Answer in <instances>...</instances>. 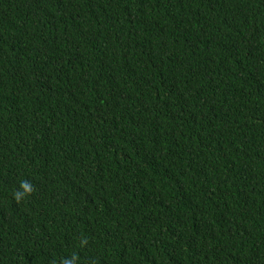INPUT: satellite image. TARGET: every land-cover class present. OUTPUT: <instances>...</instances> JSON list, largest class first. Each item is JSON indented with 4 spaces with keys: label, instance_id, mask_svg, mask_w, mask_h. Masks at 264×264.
<instances>
[{
    "label": "trees",
    "instance_id": "1",
    "mask_svg": "<svg viewBox=\"0 0 264 264\" xmlns=\"http://www.w3.org/2000/svg\"><path fill=\"white\" fill-rule=\"evenodd\" d=\"M72 253L264 264V0H0V264Z\"/></svg>",
    "mask_w": 264,
    "mask_h": 264
},
{
    "label": "clouds",
    "instance_id": "2",
    "mask_svg": "<svg viewBox=\"0 0 264 264\" xmlns=\"http://www.w3.org/2000/svg\"><path fill=\"white\" fill-rule=\"evenodd\" d=\"M36 191V185L28 179L20 181L19 187L15 189L12 193L13 198L17 204L24 201L28 196H31ZM88 243L86 237H81V246H84ZM80 257L77 253H72L70 256L63 257L60 261V264H78ZM55 264V261H53Z\"/></svg>",
    "mask_w": 264,
    "mask_h": 264
}]
</instances>
